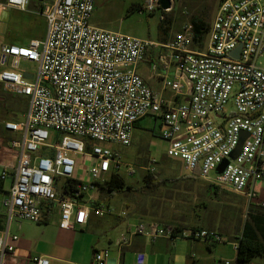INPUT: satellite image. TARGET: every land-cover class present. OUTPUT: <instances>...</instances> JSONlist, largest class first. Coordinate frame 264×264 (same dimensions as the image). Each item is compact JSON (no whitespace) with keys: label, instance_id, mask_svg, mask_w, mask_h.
<instances>
[{"label":"built area","instance_id":"2783aa9c","mask_svg":"<svg viewBox=\"0 0 264 264\" xmlns=\"http://www.w3.org/2000/svg\"><path fill=\"white\" fill-rule=\"evenodd\" d=\"M31 1L3 0L0 15L8 9L24 12ZM34 1L46 22L44 38L0 46V85L27 99L23 119L3 122L14 134L8 148L16 162L12 157L1 165L0 180L10 177L11 185L2 201L0 264L16 257L12 222L48 221L57 211L58 227L67 230L86 225L91 212L109 213L92 191L119 173L116 145L130 146L136 123L149 115L160 119L168 154L189 174L264 208L256 190L264 180V0H219L206 45L195 44L191 22L171 40L154 42L93 26L95 0ZM157 6V0H145L141 11ZM237 48L236 58L230 53ZM150 50L156 56L149 71L160 79L162 92L153 91L137 71ZM22 61L36 65L31 78L18 71ZM136 236L171 242L180 237L208 247L222 241L199 227L139 221L119 233L115 246L122 251ZM232 246L237 254L238 241ZM107 255L106 249L95 251L91 264H111ZM144 258L136 253L135 264H145ZM31 260L50 264L45 256ZM217 264L250 262L235 257Z\"/></svg>","mask_w":264,"mask_h":264},{"label":"rangeland","instance_id":"374dc122","mask_svg":"<svg viewBox=\"0 0 264 264\" xmlns=\"http://www.w3.org/2000/svg\"><path fill=\"white\" fill-rule=\"evenodd\" d=\"M218 2L219 0H170L168 10L157 6L152 12H145L141 11L145 0H95L90 22L103 30L154 42H167L192 18L200 19L208 27ZM0 20V46L9 42L25 45L31 38L43 39L46 33L44 17L39 11L36 14L33 9L24 12L8 9L1 13ZM203 40L206 45L205 35ZM23 66L21 64L19 72L28 69L35 74V64ZM142 72L147 73L144 69ZM11 94L0 85V104L3 102L2 96L7 97ZM22 97L19 101L26 99ZM17 105L10 113L5 107L0 108V123L10 121L11 116L23 119L25 107L18 102ZM160 123L159 118L146 116L136 123L130 146L116 145L115 149L121 156L119 173L132 188L129 191L114 193L112 196L107 195L105 188L98 190L100 202L105 208L108 206L110 212L104 216L91 212L86 230L74 232L71 230L72 232L67 233L72 242L74 236H77L73 262L83 264L80 260L90 257L91 246L97 238L100 241L96 251L106 249L109 259L114 257L117 251H123L125 256L123 264H134L136 254L133 257L130 250L121 251L113 245L119 233L126 228L123 221L119 225H115L114 222L116 217L118 219L122 216V212H126V216H122L126 219H131L132 215L141 217L143 221L186 227L187 230L199 227L221 236L222 241L211 247L201 241L194 244L195 241L180 237L173 242L167 239L165 241V238L155 241L146 239L145 260L149 261V264H189L192 260L195 264H213L221 259H235L236 250L232 244L238 241L244 222L250 221L247 211L251 206H248L243 195L229 190L220 189L214 194L208 183L189 174L180 160L171 158L168 154V143L159 135ZM2 131L0 160L5 161L12 158L13 151L9 150L8 142L14 134L4 129ZM51 142H54V138ZM76 159L83 167V158L77 156ZM148 168L153 169L152 174L159 179L151 189L145 187L143 182ZM9 181V178H6V185ZM259 209L260 213L264 214V208ZM97 222L99 226L95 225ZM135 223L134 220L131 221V225ZM54 229L53 224L47 221L39 223L21 221L18 230L13 223L11 234L17 236V241L14 242L17 264H33L32 257L41 256L45 250L51 249L48 247L50 239L47 234L54 233ZM258 236L264 243V236L260 234ZM250 264H264V254L253 256Z\"/></svg>","mask_w":264,"mask_h":264},{"label":"crops","instance_id":"0c3cea01","mask_svg":"<svg viewBox=\"0 0 264 264\" xmlns=\"http://www.w3.org/2000/svg\"><path fill=\"white\" fill-rule=\"evenodd\" d=\"M31 9H33V11H35L36 14H38L39 5L34 0L31 1V3L29 4L27 10H31ZM0 19H1V15H0ZM12 22H13V24H16V22H14V21H12ZM95 27H97V26H95ZM97 28H99V27H97ZM31 39H34V38H31ZM31 39H29L26 42V44ZM4 44H14V43L9 42V43H4ZM155 56H156L155 55V50L148 51L147 55H146V58H145V61H143L142 63H140L138 65L137 71L145 79L146 83L148 84V86L153 91L162 92V84H161L160 79L157 78L154 75H151V73L149 71V64L155 59ZM21 64H22V66H23V64L25 66H28L29 64H31V62L22 61L20 63V65H19V68H20ZM25 66H23V67H25ZM143 69L145 71H147V73L146 72H142ZM22 72L26 73V74H28L30 76H31V74H33L28 69H22ZM25 100H27V99H25ZM12 157H13L12 158V163H15L16 162L15 155L12 156ZM2 162H3V160H0V170L1 171H2V167H1ZM1 171H0V173H1ZM82 176H83V174H82ZM8 178H9L10 181H9V183H7V185H6V179L3 180V181L0 180V231L4 229L5 223H6L5 208H4L3 204H2V201L7 196L8 189H9V187L11 185V178L10 177H8ZM256 190H257V193H258V198L260 200H264V180H261L260 182L257 183ZM98 192L99 191L97 189H95L94 191H92V194L97 196L99 194ZM131 217H132L131 219L130 218L126 219V218H123V217H118V219H117V217H116L114 219L115 225H119L122 221L124 222L125 226H127L128 224H131L132 220H134L136 223L139 222V221H143L141 219V217H136V216H132V215H131ZM57 221H58V213H57V211H54L52 213L51 217L49 218V220L47 221V222H51L53 224V226L55 227L54 233L49 232L47 234L48 239H50V240H48V242H49L48 247H50L51 249L45 250L44 254L41 255V256L47 257L49 259V261H50V264H77V262H73L74 261L73 259H75L73 257L74 245H75V241H76L77 236L76 237L74 236L73 242H72L70 236L67 233L72 232L71 230H73V232L75 230L76 231L86 230L87 227H88V224L90 222V218L88 219L86 225H84V226H75L73 229H67V230L60 229L58 227V225H57ZM144 222H149V221L145 220ZM13 223H14V226H15L16 230H18L19 227H20L19 223L12 222L11 225H10V229H9L10 233H11V229H12ZM95 225L99 226L98 222ZM13 235H15V234H13ZM160 239L163 240L164 238H160ZM164 240L167 241L168 239L166 240V238H165ZM99 241L100 240L96 238V240L94 241L93 245L91 246L92 252H91L90 257H87L85 259H81L80 260L81 263H83V264H91L93 253L96 251ZM109 242L111 243V240H109ZM194 244H196V242ZM113 245L115 247V242L113 243ZM125 249L126 250H130L132 252V256L133 257L138 252L143 253L144 256H145L146 238L139 237V236H136V237L132 238L130 246L125 248ZM124 259H125L124 252L123 251L122 252L117 251L115 256L110 258V261H111V264H123ZM217 262L218 261H216L213 264H217ZM144 263L145 264H149V261L146 262V260L144 258ZM9 264H17V258L14 257V258L10 259ZM134 264H135V262H134ZM189 264H195V262L192 260Z\"/></svg>","mask_w":264,"mask_h":264},{"label":"trees","instance_id":"16d2710c","mask_svg":"<svg viewBox=\"0 0 264 264\" xmlns=\"http://www.w3.org/2000/svg\"><path fill=\"white\" fill-rule=\"evenodd\" d=\"M137 8L138 11H140V7L138 6ZM190 22L194 28L195 44L200 45L203 36L207 32V24L198 18H192ZM1 99L3 102L0 104V108L5 107L8 113L13 112V107L17 105V102L19 105H23L25 110L27 108V100L23 98L24 100L19 101L21 99L20 95L11 94L7 97L2 96ZM9 120L17 121L19 118L11 116L9 117ZM2 125L3 123H0V134L3 132ZM143 182L145 187L151 189L159 182V179L147 171L143 177ZM208 185L213 190L214 194H217L221 189L215 185ZM96 186L98 190H103L105 188L108 196H112L114 193L121 191H129L132 188L130 185L126 184L125 179L120 173L112 174L110 179L104 185L96 184ZM247 215L250 217V221L244 222L240 237L238 238L236 257L239 263H249L253 256L264 254V243L259 240L258 236L259 234L264 236V214L260 213L259 208L250 207L247 211Z\"/></svg>","mask_w":264,"mask_h":264},{"label":"water","instance_id":"95a60500","mask_svg":"<svg viewBox=\"0 0 264 264\" xmlns=\"http://www.w3.org/2000/svg\"><path fill=\"white\" fill-rule=\"evenodd\" d=\"M159 7L162 8L163 10H168V9L170 8V0H159ZM238 51H239V48H237L235 51L231 52L230 55H231V56H234V57L237 58V56H238ZM23 76L26 77V78H31V76L28 75V74H26V73H23ZM245 137H246V134H245L244 132L240 134V138H241V140H240V142H239L237 148L235 149V151L232 153V155H231L232 158H235V156H236L237 153L239 152L240 147H241L242 140H243ZM225 165H226V162H223V164H221V165L217 168L216 172H217V173H220V172L223 170V168L225 167Z\"/></svg>","mask_w":264,"mask_h":264}]
</instances>
